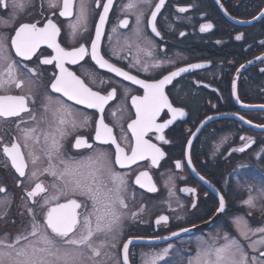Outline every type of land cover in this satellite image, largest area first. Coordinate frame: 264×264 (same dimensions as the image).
Instances as JSON below:
<instances>
[{"label":"flooded vegetation","instance_id":"1","mask_svg":"<svg viewBox=\"0 0 264 264\" xmlns=\"http://www.w3.org/2000/svg\"><path fill=\"white\" fill-rule=\"evenodd\" d=\"M21 2L25 7L17 12L14 22L8 26L0 24V35L9 38V55L18 61L17 76L24 81L22 88L12 86L10 94H31L35 100L29 103V109L35 113L37 121L32 122L28 113H21L27 123L20 127H46L39 122L45 96H51L53 101L61 100L70 107L78 123L88 118L84 126L68 127V135L63 140L65 154L81 158L103 151L114 160L115 145L101 144L94 139L95 123L101 115L98 110L78 105L51 90L53 73L58 74L59 69L55 63L45 65L41 61L54 55L53 50L42 44L30 60H24L17 57L11 47V37L21 23H37L41 27L51 19L60 29L57 42L61 47L72 50L84 45L88 50L84 60L65 64V67L101 95L116 89L115 97L105 105L103 116L121 147L130 155L134 138L127 125L135 118L131 98L143 95V89L99 67L91 59L92 41L96 39L103 5L108 0H99V6L97 0H86L87 18L74 36L69 25L76 22L80 0H73L71 16L60 15L63 0H55L56 7H50L49 0ZM8 3L11 4V0ZM128 3L129 0H112L98 42L100 56L109 64L148 82L163 79L180 68L188 70L164 86L172 106L184 111L183 116L173 120L172 114L163 109L157 118L158 123L172 120L162 133L167 142L157 138L161 133L150 132L145 137L164 153L158 164L154 166L148 159L124 168L112 165L127 178V189L123 193L127 207L121 209L123 215L117 226L116 247L103 250L111 255L107 264H122L123 244L136 239L152 242L130 244V264H144V258L164 249H168L167 255L156 264H172L175 245L182 249L178 254L188 258L196 253L200 239L210 243L224 233L247 245L248 241L239 236L232 224V217L243 215L253 228L264 224V209L255 203V207L244 203L255 193L264 198V0H164L155 20L159 35L152 31L150 23L151 12L159 0L138 4L143 12L139 35L136 34V12L126 9ZM180 8L187 11L181 12ZM11 15V7H0V20H10ZM125 19L128 21L126 27L121 26ZM207 24L212 27L201 31ZM246 64L250 65L237 73ZM28 69H34L35 75ZM21 117L0 118V187L6 190L0 193V240L9 242L17 234L30 230L32 217L28 208H32L41 220L46 211L40 207L45 194L29 198L27 191L36 182H43L46 188L52 182L47 174L39 175L37 180L31 178L34 169L43 170L47 164L41 162L34 166L31 163L29 148H24L23 135L16 127ZM52 118L49 111V123ZM77 137L85 139L92 148L76 149L73 145ZM249 138L254 142L239 151ZM14 140L20 143L28 164L25 177L19 176L3 153L4 144L10 146ZM29 146L33 147L31 141ZM177 161L181 165L179 168ZM143 171L151 176L155 192L136 184V176ZM258 184L260 187L256 188ZM221 196L225 202L222 212L219 211ZM176 208L183 211V217H175ZM218 213L219 219L211 226L189 234L172 235L205 224ZM160 216L168 217L167 222L157 224ZM246 250L250 256L257 255L251 248Z\"/></svg>","mask_w":264,"mask_h":264},{"label":"snow or ice","instance_id":"2","mask_svg":"<svg viewBox=\"0 0 264 264\" xmlns=\"http://www.w3.org/2000/svg\"><path fill=\"white\" fill-rule=\"evenodd\" d=\"M139 3L150 4V0H129L125 6L127 10L136 12L137 35H139V24L143 17V12L138 8ZM111 4L112 0H108L103 5L104 12L100 16V24L96 29V39L91 45V59L99 67L107 68L143 89V95L131 98L132 106L135 108V118L127 125L134 138V144L130 147V155L125 148L121 147L113 134V128L105 123L103 116L105 105L115 97L116 89H112L107 95H101L100 92L93 91L75 72L65 67V64H77L84 60L88 55V50L84 45L72 50L61 47L57 42L60 29L51 19H48L41 27H38L37 23H21L15 28L10 43L15 50V55L24 60H30L42 44H46L53 50L54 55L47 56L41 61L45 65L55 63V67L59 69L58 74L53 73L51 90L61 93L69 101H75L78 105L98 110L101 115L95 123L94 139L101 144L115 145L114 160L103 151L81 158L65 154L63 140L68 135V127L74 129L84 126L88 123V118L85 117L83 122L78 123L72 109L61 100L53 101L51 96H45V102L42 105L43 114L39 122L45 124L46 127H20L21 124L27 123L21 117V113H28L30 121H37L35 113L29 109V103H35V100L31 94H10L12 86L17 89L22 88L24 81L17 76L18 61L13 60L9 55L7 44L9 38L0 35V118L21 117L16 127L23 135L24 148H29L28 157L31 163L35 166L46 162L47 167L43 170L34 169L31 172V178L37 180L38 176L43 174L52 177L49 188H46L43 182H36L35 186L27 191L29 198H34L41 193L45 194L40 207L46 211L41 220L37 219L32 208H28L27 211L32 217L30 230L17 234L10 242L0 240V264H107L111 255L103 250L116 247L114 241L117 226L123 215L121 209L127 207L123 197L127 189V178L124 174L115 171L112 165L124 168L138 160L148 159L151 160L152 165H157L164 153L145 137L150 132L161 133L157 138L167 142L162 133L172 123V120L157 122L163 109H167L172 114L173 120L177 116L184 115L182 109L172 106L165 94L164 86L180 73L187 71V68L171 72L158 81L148 82L137 79L109 64L100 56L98 42ZM163 4L164 0H159V3L155 5V10L151 12L150 23L156 35L160 33L156 29L155 20ZM49 6L56 7L55 0H49ZM97 6H99V0H97ZM0 7L12 8L11 19L0 20V24L8 26L14 22L17 12L25 7V3L21 0H11L9 4L8 0H0ZM72 9L73 0H63L60 15L71 16ZM179 11L185 12L187 9L180 8ZM86 18L87 3L86 0H80L76 22L69 25L73 36ZM127 25L126 19L121 21V26L126 27ZM211 27V24L203 25L201 31ZM236 38L240 39L239 36ZM148 55L151 53L148 52ZM24 67L27 68V65ZM190 67H201V65ZM144 70L147 71V65ZM28 72L35 75L34 69H28ZM49 111L53 117L51 123L47 119ZM241 119L244 118L241 117ZM241 139L245 138L241 137ZM29 141L33 147L29 146ZM253 142L249 138L248 143L239 151H244ZM73 146L76 149L92 148V145L82 137H77ZM3 153L19 176L25 177L28 164L20 143L14 140L10 146L4 144ZM176 167H181L179 161ZM135 182L150 192L157 190L147 171L137 175ZM5 191L3 187H0V193ZM184 191L194 190L184 189ZM33 203H36L34 199ZM244 203L249 207H255L252 196H249ZM224 208L225 202L221 196L219 211L222 212ZM167 220L168 217L160 216L156 223L167 222ZM233 223L239 236L248 241L247 245L242 244L238 238L225 233L223 237L213 238L211 243L203 241L198 245L195 256L188 260V264H264V259H261L264 258V226L250 227L243 217H236ZM172 235L176 236L178 233H172ZM252 237H258V239L253 240ZM221 239L223 242H218ZM130 243L131 240L123 244L122 264H129ZM247 248H251L257 255L250 256ZM167 253L168 249H164L161 253L152 256L145 264H156Z\"/></svg>","mask_w":264,"mask_h":264},{"label":"rangeland","instance_id":"3","mask_svg":"<svg viewBox=\"0 0 264 264\" xmlns=\"http://www.w3.org/2000/svg\"><path fill=\"white\" fill-rule=\"evenodd\" d=\"M260 187V185L258 184L257 186H256V188H259ZM253 198H254V203L255 204H257V206L260 208V206H261V209H264V198H263V196L262 195H259V194H253V196H252ZM259 202V203H257V202ZM174 206H176V203H175V205ZM181 212H183L180 208H176L175 210H174V214H175V217H183V215H182V213ZM236 217H243L245 220H247V222L249 223V219L248 218H246V217H244L243 215H239V214H237V215H235V216H233L232 217V224L234 225V223H233V221H234V219L236 218ZM254 225H257V224H255V223H253ZM235 226V225H234ZM263 226H264V224H263ZM225 234V233H224ZM224 234H221L220 236L221 237H223V235ZM253 238V240L254 239H258V237H252ZM203 241H206V239H200L199 241H198V243L200 242V244H202V242ZM223 241H222V239H221V243H222ZM209 243V242H208ZM211 243V242H210ZM198 247V246H197ZM173 249L174 250H176V252H175V254H174V257H173V261H172V264H178V263H183V262H185V263H187L188 264V260L191 258V257H193V256H195V254L193 255V256H191V257H188V258H185L184 256H182L180 253L178 254V252L179 251H181L182 249H179V246H174L173 247ZM198 249V248H197ZM158 252H162V251H158ZM158 252L157 253H155V254H150L147 258H144L145 260H144V264H145V262L147 261V260H149L152 256H155V255H157L158 254Z\"/></svg>","mask_w":264,"mask_h":264},{"label":"water","instance_id":"4","mask_svg":"<svg viewBox=\"0 0 264 264\" xmlns=\"http://www.w3.org/2000/svg\"><path fill=\"white\" fill-rule=\"evenodd\" d=\"M248 65H250V64L244 65L241 69H239V71L237 73H239L241 70H243ZM219 217H220V214L218 213L209 222H207L205 224H202V225H198V226L193 227V228L186 229V231H184V230L183 231H180V232H178V235L189 234V233L198 231V230H200L202 228H205L207 226H211L215 221H217L219 219ZM178 235H176V236H178ZM150 242H152V241L142 240V239H136V240H131V243L130 244H132V243H150ZM129 264H130V262H129Z\"/></svg>","mask_w":264,"mask_h":264}]
</instances>
